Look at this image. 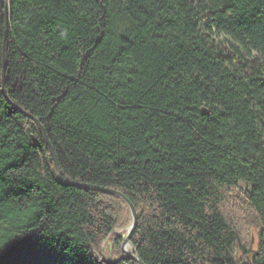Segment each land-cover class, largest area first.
Returning a JSON list of instances; mask_svg holds the SVG:
<instances>
[{"label":"trees","instance_id":"obj_1","mask_svg":"<svg viewBox=\"0 0 264 264\" xmlns=\"http://www.w3.org/2000/svg\"><path fill=\"white\" fill-rule=\"evenodd\" d=\"M5 1L0 264H264V0Z\"/></svg>","mask_w":264,"mask_h":264},{"label":"water","instance_id":"obj_2","mask_svg":"<svg viewBox=\"0 0 264 264\" xmlns=\"http://www.w3.org/2000/svg\"><path fill=\"white\" fill-rule=\"evenodd\" d=\"M2 2V4L4 5V21L6 23L7 21V6H6V1L5 0H0ZM46 140V143H47V146L49 147V150H50V153H51V157L53 159V162H54V165H55V169L58 173V175L60 176V171H59V167H58V162H57V159L55 157V154L53 152V149L51 147V145L49 144V142L47 141V138H45ZM106 193H110V194H113V195H117L121 198L124 199V201L127 203L128 207H129V210H130V213H131V216H132V220H131V223L128 227V231H127V235L125 236L124 240H123V243H122V246H121V251H122V257H128V258H131L133 260H135L137 263L139 264H142L138 257L135 256L134 254V249H132L131 251H129L126 246L127 245H130L129 243V239L131 237V234L133 233V230H134V227H135V224H136V211L134 209V207L132 206V204L119 192H116V191H113V190H104ZM239 248L241 250V252L243 254L247 253V252H250V249H246L244 245L240 244L239 242Z\"/></svg>","mask_w":264,"mask_h":264},{"label":"rangeland","instance_id":"obj_3","mask_svg":"<svg viewBox=\"0 0 264 264\" xmlns=\"http://www.w3.org/2000/svg\"><path fill=\"white\" fill-rule=\"evenodd\" d=\"M130 218H131V220H132L131 213H130ZM130 223H131V221H130L127 225H125L124 227L119 228V229H115L114 232L117 233V234H119V235H121V236H124V235L126 236V235H127V231H128V227H129ZM240 244L244 245L245 248L248 249V247H247L243 242H240ZM101 248L103 249V251H104L105 253H106V251L108 252V249L110 248L108 240L105 241V242L102 244V247H101ZM128 250L131 251L130 246L128 247ZM106 254H107V253H106Z\"/></svg>","mask_w":264,"mask_h":264},{"label":"bare ground","instance_id":"obj_4","mask_svg":"<svg viewBox=\"0 0 264 264\" xmlns=\"http://www.w3.org/2000/svg\"><path fill=\"white\" fill-rule=\"evenodd\" d=\"M129 246H130V245H127L126 248L128 249Z\"/></svg>","mask_w":264,"mask_h":264}]
</instances>
